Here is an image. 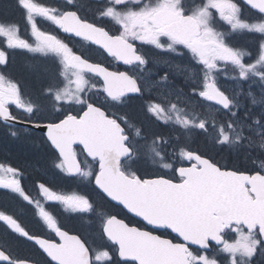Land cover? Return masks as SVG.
<instances>
[{
  "label": "snow or ice",
  "instance_id": "snow-or-ice-1",
  "mask_svg": "<svg viewBox=\"0 0 264 264\" xmlns=\"http://www.w3.org/2000/svg\"><path fill=\"white\" fill-rule=\"evenodd\" d=\"M19 53L39 87L13 77ZM0 124L37 131L59 178L86 182L37 181L34 198L0 160V190L32 209L31 227L0 209V264H264V0H11Z\"/></svg>",
  "mask_w": 264,
  "mask_h": 264
},
{
  "label": "flooded vegetation",
  "instance_id": "flooded-vegetation-1",
  "mask_svg": "<svg viewBox=\"0 0 264 264\" xmlns=\"http://www.w3.org/2000/svg\"><path fill=\"white\" fill-rule=\"evenodd\" d=\"M37 3H44V4H52L56 5L61 3L57 0H36ZM80 3H84L85 6L90 3V0H79ZM11 3V0H0V6H7ZM8 19L16 21L20 24L21 28L24 27V19L20 13L10 11L8 13ZM40 26L47 31H54L55 29L51 25L50 22L44 21L40 19L39 21ZM64 39L70 44V46L74 47V49L79 50L82 46H86L88 42L83 41L82 39H77L71 36H64L61 34ZM93 58L103 60V56L93 54ZM33 63V54L31 53H19L14 54L12 58V67L15 70L13 73V77L15 79L22 80L26 87L34 88L39 87V83L34 76L27 74V69ZM112 67L115 68L117 65L115 63L112 64ZM121 70L123 67L121 66ZM182 79V78H181ZM221 79L224 80L227 84H231V80L228 78L221 76ZM222 86V85H221ZM224 88V87H223ZM226 89V88H225ZM11 131H17L19 135L17 137H13L11 135ZM0 135L6 139H10L11 142L15 144L23 143V140H28L32 143V148L36 151H43L44 149L40 144V134L35 131L31 130L29 132H25L23 127L16 126L15 128L9 130L8 127L0 124ZM26 139H23V138ZM42 149V150H41ZM0 160H8L16 166L23 167L25 170V176L23 178V183L27 186V189L31 192L34 198H39L38 192L34 187V184L37 181H47L50 183L56 190L64 192V194H72L73 192L82 193L85 185V181L82 179H73V178H65L61 179L56 174V170H54L51 166V163L46 160L45 161V168L41 169L38 165L34 166L29 160L20 162L15 160L12 155L8 152H4L0 150ZM55 175H54V174ZM51 211L56 213L58 216L61 217L63 223L69 230H72L73 224L76 223L71 217L75 214L64 212L63 206L61 205H49ZM0 209L9 211L17 215L20 219L24 220L26 223L29 224V227L32 225L29 223L30 218L32 216V209L31 206H28L26 202H24L21 198H19L16 194L9 193L7 190H0ZM13 244L14 251L17 255L21 257H28L33 256L34 252L31 246L23 241L21 238L19 241L11 240Z\"/></svg>",
  "mask_w": 264,
  "mask_h": 264
},
{
  "label": "trees",
  "instance_id": "trees-1",
  "mask_svg": "<svg viewBox=\"0 0 264 264\" xmlns=\"http://www.w3.org/2000/svg\"><path fill=\"white\" fill-rule=\"evenodd\" d=\"M22 142L23 143L21 144H15L11 142L9 138L6 139L0 135V150L10 153L15 160L20 162L29 160L32 164H34V166L38 165V167L44 169L46 161L45 153L43 151L38 152L32 148V143L27 139L23 140ZM198 143V138L193 137L192 146L196 147Z\"/></svg>",
  "mask_w": 264,
  "mask_h": 264
},
{
  "label": "rangeland",
  "instance_id": "rangeland-1",
  "mask_svg": "<svg viewBox=\"0 0 264 264\" xmlns=\"http://www.w3.org/2000/svg\"><path fill=\"white\" fill-rule=\"evenodd\" d=\"M58 2L60 1L61 2V0H57ZM230 80V79H229ZM220 83H221V85H222V87H224V88H226V89H228V90H233V88H234V83H233V81H231V84H227L226 82H224V80L223 79H221V77H220ZM23 139H26L25 137L23 138Z\"/></svg>",
  "mask_w": 264,
  "mask_h": 264
},
{
  "label": "water",
  "instance_id": "water-1",
  "mask_svg": "<svg viewBox=\"0 0 264 264\" xmlns=\"http://www.w3.org/2000/svg\"><path fill=\"white\" fill-rule=\"evenodd\" d=\"M77 39H82V38H77ZM17 126H19V127H23V126H20V125H17Z\"/></svg>",
  "mask_w": 264,
  "mask_h": 264
}]
</instances>
